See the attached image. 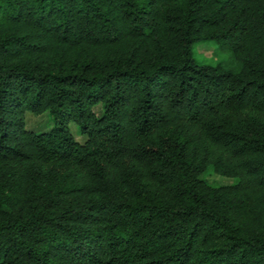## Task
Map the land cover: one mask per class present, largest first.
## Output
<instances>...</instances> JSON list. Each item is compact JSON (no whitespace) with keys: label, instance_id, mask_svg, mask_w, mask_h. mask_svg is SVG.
<instances>
[{"label":"trees","instance_id":"obj_1","mask_svg":"<svg viewBox=\"0 0 264 264\" xmlns=\"http://www.w3.org/2000/svg\"><path fill=\"white\" fill-rule=\"evenodd\" d=\"M0 264H264V0H0Z\"/></svg>","mask_w":264,"mask_h":264},{"label":"rangeland","instance_id":"obj_2","mask_svg":"<svg viewBox=\"0 0 264 264\" xmlns=\"http://www.w3.org/2000/svg\"><path fill=\"white\" fill-rule=\"evenodd\" d=\"M229 56L230 54L219 51L217 45L213 42L198 43L194 47V59L198 63L215 64L218 61L226 60ZM99 111L100 110H98V113ZM26 124L28 130L36 132L49 131L52 126V122L50 121L49 116L45 114L42 116H34L32 114H28ZM72 131L75 134L77 140H82L80 135L77 134V130L74 126H72ZM208 179L215 184L221 185H229L233 182L232 180L221 179L214 175L208 176Z\"/></svg>","mask_w":264,"mask_h":264}]
</instances>
